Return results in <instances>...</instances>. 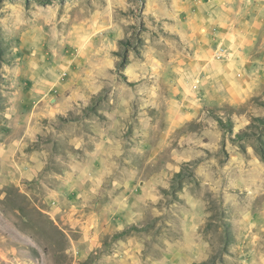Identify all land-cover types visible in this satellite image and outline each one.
I'll return each mask as SVG.
<instances>
[{"label": "rangeland", "instance_id": "obj_1", "mask_svg": "<svg viewBox=\"0 0 264 264\" xmlns=\"http://www.w3.org/2000/svg\"><path fill=\"white\" fill-rule=\"evenodd\" d=\"M0 264H264V0H0Z\"/></svg>", "mask_w": 264, "mask_h": 264}]
</instances>
